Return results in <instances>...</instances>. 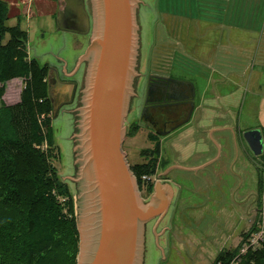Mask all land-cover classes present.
Here are the masks:
<instances>
[{"label":"rangeland","instance_id":"obj_1","mask_svg":"<svg viewBox=\"0 0 264 264\" xmlns=\"http://www.w3.org/2000/svg\"><path fill=\"white\" fill-rule=\"evenodd\" d=\"M2 1L8 7L7 26L19 24L28 34L30 59L61 72L67 62V70L76 71L86 50L73 52L74 37L57 28L62 1ZM138 1L139 96L123 119L124 128H129L122 146L127 164H144L143 153L154 148L152 131L140 117L147 76L153 73L191 80L197 85L198 95L202 96L205 89L203 100L210 105L216 100V110L220 106L219 112H228L221 115L212 108L209 115L203 116L210 109L204 108L201 121L208 115L206 120L215 121L213 126L219 128H256L264 141V0ZM87 9L91 15L89 0ZM87 39H81L83 46ZM83 71L84 66H79L72 76L79 86ZM49 79L50 86L53 81ZM4 87L3 103H17L23 81L15 79ZM72 105L52 119L54 144L60 154L55 163L59 177L70 175ZM206 124L194 131L191 123L180 130L182 139L173 143L169 138H160L159 177L167 174V181L177 191L160 223L157 226L158 220L148 223L143 264H216L219 254L239 247L242 235L251 229H256L255 233L263 226L264 155H253L247 160L240 149L237 161L234 162L236 158L231 161L228 149L233 150L232 143L228 148L222 147V151L218 145L216 148V141L225 135L211 136L207 130L212 124L209 127ZM201 138L206 141L207 150L196 144ZM60 179L67 183L73 197L71 180ZM151 195L147 197L140 192L144 203L150 201ZM166 196L169 199L170 193Z\"/></svg>","mask_w":264,"mask_h":264},{"label":"water","instance_id":"obj_2","mask_svg":"<svg viewBox=\"0 0 264 264\" xmlns=\"http://www.w3.org/2000/svg\"><path fill=\"white\" fill-rule=\"evenodd\" d=\"M62 1L65 8L58 15L59 31L74 32L64 29L61 20L66 17L77 20L79 33L86 35L90 22L84 0ZM89 1L94 11L92 36L76 69L86 60L69 123L70 175L60 176L72 182L79 236L76 264H143L148 223H160L177 189L169 182L159 181L150 201L144 203L122 151L129 132L123 119L139 96L140 1ZM67 64L64 77H72L76 71L67 72ZM60 85L55 90L49 86L51 100ZM66 86L71 104L77 85ZM57 114L58 109L53 106L52 119ZM243 139L253 155H262L264 141L259 129L244 132Z\"/></svg>","mask_w":264,"mask_h":264},{"label":"trees","instance_id":"obj_3","mask_svg":"<svg viewBox=\"0 0 264 264\" xmlns=\"http://www.w3.org/2000/svg\"><path fill=\"white\" fill-rule=\"evenodd\" d=\"M8 20L7 4L0 0V264H76L74 200L55 166L60 154L54 144L50 69L29 58L27 32L19 24L7 26ZM15 79L23 81L19 101L6 105L4 86ZM143 155L145 163L130 170L148 197L157 159L154 150ZM255 230L242 235L237 249L219 254L216 264H264V237L259 248L240 254Z\"/></svg>","mask_w":264,"mask_h":264},{"label":"flooded vegetation","instance_id":"obj_4","mask_svg":"<svg viewBox=\"0 0 264 264\" xmlns=\"http://www.w3.org/2000/svg\"><path fill=\"white\" fill-rule=\"evenodd\" d=\"M58 1V0H57ZM62 1V0H60ZM63 3V9L65 8V3ZM84 8L89 15V22H90V30L89 32L84 35L79 33V22L77 20L73 21L71 18L62 17V24H64V29L74 31V32H66L60 31L62 33L69 34L74 37L72 41V50L73 52L79 51V49H84V51L88 48L92 36V24L93 20L92 17L87 9V0H84ZM60 12V11H59ZM79 38V39H78ZM87 39L86 45L83 46L81 39ZM87 62L82 61L80 63V67L86 65ZM78 66V65H77ZM77 68V67H76ZM79 68V67H78ZM69 72V71H67ZM75 72V71H74ZM73 72V73H74ZM70 73V74H73ZM62 74L65 73L62 71L56 70L55 73L50 70L49 77L52 79L54 90L59 87L55 98L51 100V106L57 107L58 114H60L63 108L68 107L69 105L73 104L76 101V98L79 93V84L73 77L63 78L61 77ZM67 74V73H66ZM150 78V80H149ZM50 80V79H49ZM76 84V93L74 100L71 104H68L70 97L68 95V86L66 85ZM55 93V92H54ZM202 96L198 95L197 85L189 79H185L183 77H173L171 75H159V74H150L147 76L146 88H145V96L143 101V106L141 109V120L148 124L149 128L153 134V150L155 151V159H157V166H156V173L152 178L153 182V189L155 184L159 181L161 182H168L165 177H159L158 166L159 163L162 161L161 158V150H160V138H169V141L173 143L177 138L182 139L180 136L181 131L188 127L191 123L194 124V131L195 127L200 128L201 126V118L202 110L204 109L201 100ZM220 131L216 133L210 134L211 136L214 134H224L225 137H220V141H216V148L217 145L219 149L222 151V147L228 148L230 143H232L233 150L229 147V151L232 153V160L234 162L237 161L239 156V150L241 149L244 155L246 156L247 160L252 158L253 154L249 150L247 144L243 139V133L246 131H242L237 127L233 128H219ZM180 131V132H179ZM204 134V131L202 132ZM262 134V133H261ZM193 135V133L191 134ZM175 136V137H172ZM172 137V138H171ZM159 139V140H158ZM195 144V141L193 142ZM199 146H203L206 149V141L204 139H200L197 141ZM212 144V142H211ZM234 144V145H233ZM210 145V144H209ZM235 156H234V155ZM251 161V160H250ZM152 194V193H151ZM149 197V196H148Z\"/></svg>","mask_w":264,"mask_h":264},{"label":"crops","instance_id":"obj_5","mask_svg":"<svg viewBox=\"0 0 264 264\" xmlns=\"http://www.w3.org/2000/svg\"><path fill=\"white\" fill-rule=\"evenodd\" d=\"M204 93H205V89H203V91H202V101H201V104H202V106H203V108H210V109H208L209 111H205L206 113H203V116L204 115H206L207 113H208V115H209V113H211L210 111H211V109L212 108H214V110L218 113V114H227L228 112H226V113H222V112H219L220 111V106H219V108L216 110V108H215V104H216V100H215V104H214V102L213 103H211V105L208 103V101L207 100H203L204 98L206 99V96H204ZM216 97H218V96H216ZM218 98H220V97H218ZM225 98V97H224ZM207 101V102H206ZM223 101H225V103L227 102V97H226V99H223ZM206 104V105H205ZM214 104V106L212 107V105ZM208 115H207V117H203V120L201 121V124L203 125L204 123H207L206 124V126H210V124H212V126H210V128H208V130L207 131H209L210 132V134H212V133H216L217 131H220V129H218L217 128V126H213V124L214 123H216L215 121H211V119H209V120H206L207 118H208ZM200 118H202V117H200ZM211 122V123H210ZM256 129V128H255ZM243 131H246V130H253V129H249V128H246V129H242Z\"/></svg>","mask_w":264,"mask_h":264},{"label":"built area","instance_id":"obj_6","mask_svg":"<svg viewBox=\"0 0 264 264\" xmlns=\"http://www.w3.org/2000/svg\"><path fill=\"white\" fill-rule=\"evenodd\" d=\"M263 237H264V221H263V226L260 227L255 233L251 234L250 237L247 239L244 246L240 250V254L245 253L247 249L259 248L261 245V241L263 240Z\"/></svg>","mask_w":264,"mask_h":264},{"label":"bare ground","instance_id":"obj_7","mask_svg":"<svg viewBox=\"0 0 264 264\" xmlns=\"http://www.w3.org/2000/svg\"><path fill=\"white\" fill-rule=\"evenodd\" d=\"M91 5V4H90ZM92 11H93V9H92ZM94 12V11H93ZM95 29H96V27H95V17H94V33H95ZM94 33H93V35H94ZM88 57H90V54L88 55ZM139 201V204L140 205H143L144 203H142L140 200H138ZM80 254H81V246H80Z\"/></svg>","mask_w":264,"mask_h":264}]
</instances>
